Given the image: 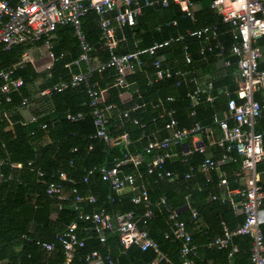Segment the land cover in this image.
<instances>
[{"label":"built area","instance_id":"2783aa9c","mask_svg":"<svg viewBox=\"0 0 264 264\" xmlns=\"http://www.w3.org/2000/svg\"><path fill=\"white\" fill-rule=\"evenodd\" d=\"M170 3L178 5L181 12L188 18H194L192 0H0V45L4 49H10L14 45L29 44L35 47V44L41 43L46 50L50 63L45 67L50 69L53 62L57 59L54 53L53 32L59 25L70 24L74 28L75 35L80 43V55L75 64L84 62L86 71H78L70 76L68 81H59L51 88L42 90L41 95H47L51 92H61L69 87H75L81 83L85 84L88 94V105L92 107L91 116L95 125V133L92 138H100L106 143H113V138L109 137L107 130L106 111L114 105L106 104L104 107L103 90L98 88L97 83L90 82L89 77L92 73H101L108 69L114 70L113 86L121 89H130L131 85L127 79L128 73H133L142 68L143 55L153 57L152 66L153 78L146 81L147 85H152L154 81L161 79H175L177 86L184 82L192 84L191 90L186 94L190 102V116H195L196 108L202 101L213 105L215 97L211 94L213 82L211 80L200 83L196 77L190 76L187 70L162 67L160 57L157 52L171 43H181L185 62L190 64L192 57L190 53V44L186 39L217 40L223 33H229L231 42L229 49L237 57V70L235 74L234 96H228L226 99L225 110L222 116L213 113L212 123L220 131V136L214 132L212 125H201L196 121L189 128L179 127L175 116L176 110L173 106L165 109L164 116L166 122L163 125L167 131L161 138L155 137L146 141L142 151L150 154L154 150H160V153L152 154L149 161H146L144 173L147 175L155 174L159 179L173 178L175 174L164 169L167 160L182 159L196 152L202 154V159L189 166L185 178H190L195 172L206 175V182L209 180V174L218 170L219 164L237 162L239 160L242 173L243 186L235 189L228 187L225 177H220L216 184L220 192H225L221 199L229 200L233 205H239L243 213V221L235 229H229L223 224L222 233L208 242V247L224 249L230 246L231 240L237 235H248L251 239L250 261L251 264H264V236L261 225L264 223L263 191L260 184V175L257 165H264V131L257 132L254 129L255 120L264 110V68L259 66L261 49L258 40L264 37V5L260 0H212L210 8L214 10L221 18V23L227 25L226 30H221L217 25H204L203 27L186 31L185 34H179L162 41H154L147 47H136L132 51L118 53L117 47L123 39L116 36V31H122L124 27L132 28L135 23V17L139 15L143 7L159 5L168 6ZM93 11L97 17L98 26L101 33V45L108 52V59L97 64L91 61L90 53L94 50L81 30V19L88 12ZM176 24V21L172 22ZM215 49L218 55H222L225 50L222 41L217 40ZM207 50L212 47L208 46ZM205 49H200L204 53ZM26 61L33 62L28 53H23L21 59L5 68L0 69V92L5 96L6 101H10L9 95L12 89H17L23 85L21 78L13 77L14 71L23 65ZM224 64L228 66L230 61L225 60ZM134 92V91H133ZM137 92V91H135ZM229 95L228 92H226ZM258 95V96H257ZM174 101L173 96H167L165 100H159L158 105L164 102ZM27 104V99L22 101V105ZM140 105L134 104L132 109L139 108ZM130 111V110H129ZM128 110L123 112V116H128ZM83 113H68L66 118L70 121H77L83 117ZM4 117L12 125V121L7 114L0 113V118ZM160 117H163L161 115ZM36 117H31L30 122L35 121ZM135 124L138 121L134 120ZM46 123L41 124L45 129ZM141 128L145 125L140 124ZM144 137V134L142 135ZM121 139L127 142V134H123ZM191 142L193 146H184L183 143ZM180 145V151H172L170 146ZM217 146L222 150L219 158L215 159L205 154L208 146ZM92 145L88 146L91 149ZM76 151V149H74ZM143 162L141 155L125 153L122 158L114 160L110 166H94L87 169L83 181H88V177L95 171L100 173L101 179L107 181L110 188L116 192L128 188L135 193L131 201L133 204H141L143 212L136 216L133 211L110 215L104 208H99L91 212H85L82 209L83 203L94 204L96 198L92 194H82L77 187L70 188V194L64 191V182L74 181L68 177L64 170H58L55 174L57 181H49L46 184L45 192L47 195L56 197L62 201H69L76 211L78 220L90 222L96 233V237L101 243L106 240L107 231L118 233L120 244L124 249L130 245H135L140 250L152 249L157 257L152 264H156L161 259L167 261L165 255L159 250L157 242L149 235L145 228L139 227V223L146 225L154 217V209L158 206L166 207L169 212V220L172 221L173 239H181L180 256L181 261L178 264H196L194 258L197 257V249L191 242V236L186 231L185 222L179 220L176 210H170L166 206L165 197L162 196L156 202L149 198L147 189L143 182L137 183V175L133 173H121V166L133 164L138 166ZM10 164L13 168H20L21 163H10L9 160L0 158V165ZM31 166V161L27 163ZM40 178L43 172L37 169ZM240 174V173H236ZM142 179V174L138 175ZM4 175L0 172V182ZM10 179L11 176H8ZM239 196V201L234 202L232 195ZM71 195V196H70ZM219 196L215 192L208 193L210 199H217ZM192 218L197 216L195 210L191 211ZM77 222L69 223L62 233L56 235V240L62 246L64 253V263L70 264L73 260L76 249L84 246V239H80L76 234ZM168 232L165 237H169ZM25 239H29L23 235ZM43 251L49 253L53 250L52 243L35 240ZM237 251L236 246H231L229 256ZM87 264H114L109 255L101 256L99 251L93 250L83 256Z\"/></svg>","mask_w":264,"mask_h":264},{"label":"trees","instance_id":"16d2710c","mask_svg":"<svg viewBox=\"0 0 264 264\" xmlns=\"http://www.w3.org/2000/svg\"><path fill=\"white\" fill-rule=\"evenodd\" d=\"M82 19L85 39L92 45L100 36V30L96 24L97 17L93 11H90ZM135 19L138 22V30L142 27L148 30L151 43L154 40L161 41L173 34L181 33L187 28L213 22L222 25L220 16L211 8L204 13H196L193 18L195 20L192 21L173 3L164 7L159 5L143 7ZM172 20L176 21L175 26H171ZM57 46L54 49L57 59L50 69L36 72L29 62L23 63L14 71V76L20 77L23 85L18 90L11 91L10 101H4L0 95V113L7 112L12 116L11 119L9 118L12 121L11 127L4 117L0 118V158L7 156L10 163L22 164L20 168H13L10 164L0 165V172L4 175L0 182V264H63L64 253L62 246L56 240V235L62 233L72 221L77 222L76 234L85 242L82 248L76 249V254L70 264H87L83 256L93 250L102 252L103 256L109 255L115 264H152L157 257L156 252L152 249L140 250L135 245L124 249L115 231H107L106 240L101 243L94 230L91 229V223L77 219L76 211L69 201L58 199L61 202L60 208L57 211V218L52 221L50 214L54 199L46 194V184L49 181H57L55 173L59 169L64 170L74 182L75 179L78 180L79 185L77 186L80 193L95 196L96 201L91 204L92 207L88 205L83 208L82 206L85 212L104 208L112 216L133 211L138 217L143 212V206L132 203L131 198L135 193L119 194L112 190L109 183L103 181L100 173L96 171L88 177V181L84 182L85 171L94 166L112 165L115 159L122 158L130 148L137 150L134 153L139 154L135 155L142 156L145 138L140 136L144 129L140 127V124L145 125L147 132L161 128L166 120L165 109L171 106L175 108L181 128H189L196 121L201 125H213L212 114L216 112L222 116L220 111L223 106L222 101L216 102L215 99L212 107L202 101L197 107V116L192 117L189 116L190 108L186 98L188 86L176 87L170 79L154 81L152 85H147L143 75L139 74L138 97L135 93L130 103L122 105L117 100V90L113 88L110 98L105 101L106 104L114 102L116 105L110 109V114L108 113L107 130L109 137L114 139L111 145L102 139L92 138L95 133L91 116L92 107L87 103L89 98L87 88L83 83L61 92L54 91L41 95L52 104L50 109H47L48 114L39 120L21 123L17 110L22 98H29L32 94L29 85L34 83L39 76L43 78L39 90L51 88L62 79H67L70 73L65 63L78 59L81 52L80 43L76 38L69 43H60ZM27 47L25 44H18L9 50H4L0 45V69L18 62ZM62 47L69 49L71 55L61 57ZM122 51L125 50L120 52ZM226 53L223 54L224 57ZM98 56L101 61L108 57L105 50L100 51ZM230 60L235 62V58H230ZM232 71L234 68H229L227 81L225 79L227 75L221 79V81H226L231 90L235 87ZM93 80L90 82H94ZM213 80L215 87L220 79ZM171 93L174 94V101L165 103V105L163 103V107L157 104L158 99H165L172 95ZM135 103H142V105L135 110L132 109ZM125 110H130L127 117L123 116ZM78 112L84 114L81 119L73 122L66 118L68 113ZM161 115L163 117H160ZM135 119L138 124L134 123ZM43 123L47 125L45 129L41 128ZM123 134H127V142L121 139ZM90 144L92 148L88 149ZM209 149L213 158L220 157L222 150L219 147L212 146ZM202 157V154L194 152L184 159L167 160L164 168L175 174L173 178L156 180L154 174H144L143 177L145 176L148 182L149 197L153 202L162 196L165 197L167 208L178 212L177 217L185 222L187 230L196 229L192 236L190 235L191 240L198 238L205 248H210L222 259L231 257L233 262L243 261V264H251L249 248L242 252V247L247 248L251 244L248 235L235 236L234 242L239 246V250L231 256H229V248L217 249L207 245L209 241L222 233L223 224L229 229H235L239 223H237L238 216L233 212L229 203L213 201L208 197V193L216 189L217 172L209 174L208 182H206V175L200 172H195L190 178L184 177L189 166L198 163ZM29 161H31V166L27 165ZM37 169L43 172L42 178L36 174ZM140 170L144 172V165L140 167ZM8 176L11 178L9 179ZM63 184L65 187L72 185L69 181ZM262 188L264 189L263 184ZM192 210L197 212L194 219L191 215ZM154 212V217L146 225L139 223V227L148 231L157 242L159 250L167 258V261L161 259L156 264H178L181 261L182 240L173 239L174 236L171 235L169 228L172 227V221L169 220L166 207L160 205L154 209ZM261 228L264 236V223ZM167 231L170 234L169 237H165ZM23 235L29 239H25ZM35 240L52 243L54 248L46 253L36 245ZM203 250L204 247L201 251ZM200 254L202 256V252L197 250V257L194 258L196 264H201Z\"/></svg>","mask_w":264,"mask_h":264},{"label":"crops","instance_id":"0c3cea01","mask_svg":"<svg viewBox=\"0 0 264 264\" xmlns=\"http://www.w3.org/2000/svg\"><path fill=\"white\" fill-rule=\"evenodd\" d=\"M211 1L212 0H192L194 15L196 13L197 14H201L202 12L204 13L205 11H208L209 8H210ZM260 1L264 5V0H260ZM191 20L194 21L195 19H191ZM206 20H208V19H206ZM82 21H83V19H81V30L83 28ZM173 21L174 20L171 21V26H175L176 25V24L172 23ZM96 24L98 26L97 19H96ZM221 24H222L221 25L222 27L218 23H214V22L211 23V24H206V26L207 25H217L221 30H226L228 26L223 24V23H221ZM137 25H138V22L136 20V23H135V25L132 28L124 27L122 31H119V30L116 31V36L118 38H121V39L123 38L118 44V47H117V52L118 53H124V52H128V51H132L136 47H147V46L151 45L154 41H157V40H154L151 43L150 42L151 38L149 37L150 35H149L148 30L143 28V27L140 30H138L137 29ZM203 26L204 25L198 26V27H195V28H187L183 32L173 34V35H171V36H169V37H167L165 39H168L170 37H173V36H176V35H179V34H185L186 31H188V30L200 28V27H203ZM98 29H99V26H98ZM82 32H83V30H82ZM83 34H84V32H83ZM74 38L77 39V37L75 35V32H74V28H73L72 25L67 24V25H59V26H57V28L53 32L54 49L57 48L58 47L57 45H59L60 43H63V44L64 43L65 44L69 43ZM225 38L227 40H224ZM186 40L190 44V53H191V57H192V62L190 64H187L185 62V59H184V56H183V51H182V45H181V43L177 42V43H171L168 47H165V48H163V49H161V50H159L157 52V56L160 57V60H161V65H162V67L169 68L171 70H174V69L187 70L188 74L190 76L196 77L197 80L200 83H205L206 81L211 80L213 82V88L211 90V94L215 97L216 102L217 101H222L221 105H223V106L220 108V111L222 112V115H223V112L225 110L226 99L228 98V96H234V90H235V87H234L233 90H231L228 87V84L226 83V81L228 79L227 72H228L229 68H232V67L234 68V71H232V73H233L232 75H233V78H234V81H235V77H234L235 74L234 73L237 70V64H236L237 57L235 55H233L231 53L230 49H229V44L231 42L230 35H229V33H223L217 39V40L222 41V43L224 44V47H225V50L223 51L222 55H218V50L214 48L215 47V43L217 42V40H214V39L203 40V39H194V38H188ZM258 44H259V47L261 49V56H260V59H259V65L261 66V68H264V37H262V38H260L258 40ZM25 45L28 46V47L23 53H25V52L28 53L30 58L33 60V62H30V61H26V62H29L32 65V67L34 68V70H36V72H41V71L48 70V68H45V67L50 63V60L47 57L46 50L42 46V44L41 43H37V44H35V47H32V45H29V44H25ZM92 46H93L94 50L90 53L91 61L94 64L102 62L100 60L99 56H98L99 52L105 50L107 55H108V52L101 45V33H100V36L98 37L96 43L92 44ZM208 46H211L212 49L211 50H207L206 48ZM1 48L4 49L2 46H1ZM201 48L205 49L203 54L200 53V49ZM4 50H9V49H4ZM62 50L63 51H61V53H62L61 57L62 56L63 57L64 56H70L71 55V52H69V49H67L66 47H62ZM121 50H125V51L120 52ZM225 52H227L226 53V57L223 56V54ZM22 56H23V54H22ZM230 58H235V62L233 63L230 60ZM107 59H108V57H107ZM76 60L77 59L72 60V61H68V62L65 63V67L68 69L70 74H69V77L67 79H62L61 81H68L70 79L71 74H73V73H77L78 71H84V72L86 71L85 63L84 62H79L78 64H75ZM142 60H143V63H144L142 65V68L136 70L133 73H128V75H127V79H128V81H129V83L131 85L130 89H121L119 87L113 86V82H114V70L113 69H108V70L103 71L101 73L94 72V73L91 74V76L89 77V80H93L94 79L93 81H95L97 83L98 88L103 90V95H104V101L102 103L103 107L106 105L105 101H107L108 98H110V96H111L110 95L111 89L115 88V90H117L116 97H117V100H118V102L120 104H122V105L123 104H128L132 100V97H133V95L135 93H137V97L139 95L140 87L137 84V81L140 80L139 79V74L140 75L142 74L143 78L145 80H147L149 78H153L154 79V77L152 75V72H153V66H152L153 57H151L149 55H143L142 56ZM225 60L230 61V64L228 66H226L224 64ZM7 66H9V65H7ZM7 66H5V67H7ZM5 67H3V68H5ZM226 75H227V77L225 78L226 81L225 80L221 81V79H223V77H225ZM13 77L20 78V77L14 76V74H13ZM217 78L220 79V82H219V84L217 86L214 87L215 83H214L213 79H217ZM42 80H43L42 76H39L34 83L30 84L29 85V90L31 91L32 94L30 95L29 98L28 97L22 98V101L24 99H27V104L26 105H22V101H21L19 109L17 110V113H18V115L20 116V119H21L20 120L21 123L30 122L31 117H36L39 120L41 117H44V116H46L48 114V110L47 109H50V106L52 104H51V102L48 99H46V97L45 98L41 97L40 92L42 90H39V85L42 83ZM162 80H168V79H161V80H158V81H155V82H159V81H162ZM170 80H172V82L174 83V86L179 87V86H177L175 84V79L174 78H172ZM186 81H188V82H184L182 85L189 87V89L186 91V94H187V92L189 90H191L192 84L189 83V80H186ZM1 83H2V80L0 79V85H1ZM182 85H180V86H182ZM135 86H138V87H135ZM235 86H236V83H235ZM19 88L12 89L11 91L18 90ZM48 88L49 87H47L45 89H48ZM45 89H43V90H45ZM11 91H10V93H11ZM135 91H137V92H135ZM226 92H228L229 95H227ZM171 94L172 95H170V96L174 97V94L173 93H171ZM0 95L3 98V100L6 101L5 100V96L1 92H0ZM159 100H161V98L158 99V101ZM162 100H165V99H162ZM158 101H157V104H158ZM187 101H188L189 108H190L189 110L191 111L190 102H189L188 98H187ZM149 103L153 104L152 102H149ZM165 103H169V102H164V105H165ZM203 103H207V102L203 101ZM136 104H138L140 106L142 105V103H136ZM113 105L116 106L114 104V102H113ZM207 105L211 106V107L213 106V105H210L208 103H207ZM161 107H163V105ZM135 110H137V109H135ZM109 111L110 110L106 111L107 119H108ZM5 113L7 114V116L10 119L12 118L11 113H7V112H5ZM214 113H216V112H214ZM218 115L220 116V114H218ZM175 116H176V114H175ZM195 116H197V108H196ZM166 120H165V122H166ZM177 120H178V118H177ZM178 126L180 127L179 120H178ZM9 127H11L10 124H9ZM212 128L214 129V132L217 135V137L220 136V131L218 130V128L216 127L215 124L212 125ZM254 129L257 132L258 131L259 132L264 131V110L261 112V115L255 120ZM95 130H96V128H95ZM162 131H164V132H162ZM161 133H162V135H161ZM143 134H144L145 143H146V141L151 138L152 134L155 137H157V138H161L162 136H165L167 134V131L164 130L163 126L161 128H157V129H154V130L149 131V132H147L146 128H144L143 131L141 132L140 136L142 137ZM96 139H100V138H96ZM125 144H127V143H125ZM183 144H184V146H187V145L188 146L191 145V147L193 146V144L191 142H189V141H187V142H185ZM109 145H111V144H109ZM263 145H264V141H263ZM212 146H214V145L208 146L206 148L205 154L210 155L209 152H211V150L209 148L212 147ZM170 149L172 151L179 152L180 151V145H172V146H170ZM135 151H137V150H132V148H130L127 152H129L130 154H139V153H134ZM160 152L161 151L159 149L158 150H154V152H152L150 154H147V153L143 152V154H142L143 162L140 165L134 166L133 164H125V165L121 166V173H133V174L137 175V183L138 182L139 183L143 182V184L145 185V187L147 189L148 195H149L148 182L145 180V176L142 177V179L138 176L139 174H142V176L145 174L144 172H142L140 170V167L143 166V165L145 167V163L146 162H144V161H149L151 156H152V154L160 153ZM176 158H178L179 160L182 159L181 157H176ZM2 159L9 160L7 156L2 157ZM215 159H217V158H215ZM257 170H258L259 175H260V184H261V181H262V184L264 185V165H262V164L257 165ZM215 172H217V174H218L217 182H218L219 176H220V177H225L227 179L228 187L231 188V189H235V188L243 186L242 173H241V169H240L239 160H237V162H231V164H228V163L219 164L218 170L215 171ZM236 173H240V174L236 175ZM150 175H152V174H150ZM155 177H156V180H160L156 175H155ZM77 181L78 180L75 179V182L72 185H69V187H68V185H66V187L64 186V191H65L66 194H70V188L72 186H75L78 189L77 184L79 185V183ZM262 184H261V187H262ZM215 188L216 189H214V192L216 193L217 196H219V195H221V196L224 195L225 196V192H220V190L218 189L217 186ZM262 191H263V198H264V189L263 188H262ZM126 192H131V191L128 188H125V189L121 190L118 193L119 194H123V193H126ZM231 197H232V200L234 202L238 203V201H239V196L238 195L233 194ZM51 198L54 199L53 200L54 204H52V210H51V214H50V219L52 221H55V219L57 218V211L60 208L59 204L61 202L58 201V199H55L53 197H51ZM150 200H151V198H150ZM210 200H213V199H210ZM213 201H221V202L229 203L230 206L233 209V212L238 216V222L237 223H239V224L237 226H239L241 224V222L243 221V213H242V210L240 209L239 205L235 206L227 199L222 200L220 196H219V198L214 199ZM88 205H89V207H92V205L88 204V203H83L82 206L84 208V206H88ZM263 207H264V205H263ZM185 228H186V231L191 236L193 234V231L196 230L195 228L194 229L191 228L190 230L189 229L187 230V227H185ZM169 230L172 232V227H170ZM234 239H235V237L232 238L230 246L228 248L230 249L231 246H236L237 251H238L239 250V246L237 245V243L235 244ZM207 240H209V239H207ZM207 240H205V241H207ZM191 242L193 244H195L197 250L202 252V256L200 254V262H201V264H243L242 263L243 261H241V263L231 261V257H228L226 259H222V257L216 255V253L214 251L210 250V248H205V246H203V243H200L198 238H194V241L192 239ZM203 247H204V250L201 251L203 249ZM250 248H251V244L247 248L242 247V252L244 250H246V249H248L250 251ZM211 249H213V248H211ZM101 253H100V255L103 256ZM100 264H105V263H100Z\"/></svg>","mask_w":264,"mask_h":264}]
</instances>
